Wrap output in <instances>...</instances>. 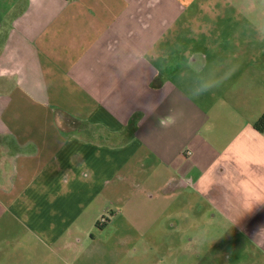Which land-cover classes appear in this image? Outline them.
Wrapping results in <instances>:
<instances>
[{"label":"crops","instance_id":"crops-1","mask_svg":"<svg viewBox=\"0 0 264 264\" xmlns=\"http://www.w3.org/2000/svg\"><path fill=\"white\" fill-rule=\"evenodd\" d=\"M4 2L0 264L191 261L159 234L193 195L227 233L206 264H264V0Z\"/></svg>","mask_w":264,"mask_h":264},{"label":"rangeland","instance_id":"rangeland-1","mask_svg":"<svg viewBox=\"0 0 264 264\" xmlns=\"http://www.w3.org/2000/svg\"><path fill=\"white\" fill-rule=\"evenodd\" d=\"M5 0H0V15L7 11L10 5L4 2ZM203 198L199 195L193 196H181L179 201L176 204V208L172 210V213L177 217L179 222V227L171 234L165 235L164 233L159 234L165 240L166 237H175L182 238V243L187 240H194L192 253L195 255L194 258L190 261L189 258H181V253H184L180 244L176 247V255L178 264H206L208 263L205 255H202L201 250L205 249L210 243L215 245L219 242V237L226 236L224 234V229H221V219L218 221L217 218H213L214 214H217L213 208L206 205L207 202H202ZM185 204L187 206H185ZM101 221V220H100ZM219 222V223H218ZM99 230V229H98ZM98 230L96 233L99 234ZM228 231V229H227ZM208 241V242H207ZM220 246V245H219ZM88 247V246H87ZM248 245H245V260L244 264L248 262ZM164 251V250H163ZM201 255H200V254ZM80 264H116L117 260L110 259L105 260H96L90 259L91 256L87 253L86 255L81 256ZM72 261L69 260L65 264H70ZM162 264H169L168 259L163 260ZM221 264H227V260L222 259Z\"/></svg>","mask_w":264,"mask_h":264},{"label":"clouds","instance_id":"clouds-1","mask_svg":"<svg viewBox=\"0 0 264 264\" xmlns=\"http://www.w3.org/2000/svg\"><path fill=\"white\" fill-rule=\"evenodd\" d=\"M223 83L222 80L216 81H204L199 83L197 87L193 90V97H199L210 92L213 88L219 87ZM162 102V101H161ZM153 103L149 102L144 105V108L147 112H152L155 108L152 107ZM158 106V105H156ZM175 123V119L171 115H167L159 118V125L161 127H168ZM70 163L73 165L75 170H68V172L64 176H68L69 173L75 174L76 179L79 180L80 183H92L95 180V172L93 169L87 166V163L81 161L79 164L74 162L73 157L70 160Z\"/></svg>","mask_w":264,"mask_h":264},{"label":"trees","instance_id":"trees-1","mask_svg":"<svg viewBox=\"0 0 264 264\" xmlns=\"http://www.w3.org/2000/svg\"><path fill=\"white\" fill-rule=\"evenodd\" d=\"M254 128L261 132V133H264V114L259 118V120H257L255 123H254ZM98 227H102L101 224L99 226V223L97 225Z\"/></svg>","mask_w":264,"mask_h":264},{"label":"built area","instance_id":"built-area-1","mask_svg":"<svg viewBox=\"0 0 264 264\" xmlns=\"http://www.w3.org/2000/svg\"><path fill=\"white\" fill-rule=\"evenodd\" d=\"M107 221H108V218L102 217L100 223H101V225H103V224L107 223Z\"/></svg>","mask_w":264,"mask_h":264}]
</instances>
